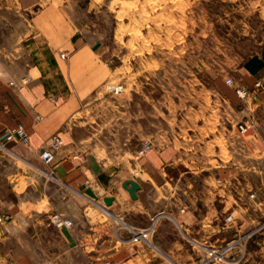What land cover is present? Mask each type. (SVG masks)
<instances>
[{
  "label": "crops",
  "instance_id": "crops-1",
  "mask_svg": "<svg viewBox=\"0 0 264 264\" xmlns=\"http://www.w3.org/2000/svg\"><path fill=\"white\" fill-rule=\"evenodd\" d=\"M98 1L88 0L90 8ZM79 5L0 0V135L18 124L28 135L25 145L1 147L0 264H192L198 243L219 245L262 223L264 45L235 74L255 97L241 100L228 77L175 84L167 76L159 86L158 61H147L148 70L141 59L111 117L100 114L107 105L97 93L113 70L100 44L93 49L97 42L78 34ZM244 122L252 125L241 132ZM54 134L64 144L47 166L39 152ZM112 136L119 151L111 149ZM145 140L150 148L138 156ZM127 179L140 185L136 199L122 186ZM93 186L111 204L84 192ZM54 211L72 227H54ZM228 214L232 224L224 226ZM151 222L148 242L129 239L128 227ZM237 254L224 264H264V231Z\"/></svg>",
  "mask_w": 264,
  "mask_h": 264
},
{
  "label": "rangeland",
  "instance_id": "rangeland-1",
  "mask_svg": "<svg viewBox=\"0 0 264 264\" xmlns=\"http://www.w3.org/2000/svg\"><path fill=\"white\" fill-rule=\"evenodd\" d=\"M79 2L78 34L87 44L100 42L97 52L113 70L97 93L107 105L100 114L111 117L118 113L114 104L121 94L108 92L105 84L126 80L129 88L141 59L148 70L147 61H158L153 68L159 86L166 85L167 76L175 84L190 79L212 84L226 77L242 83L235 77L239 62L264 45V0H124L122 5L99 0L92 8L88 0ZM11 142L4 147L11 149ZM108 142L119 151L116 136ZM0 152L6 155L1 147ZM93 190L95 203L104 204L103 190Z\"/></svg>",
  "mask_w": 264,
  "mask_h": 264
},
{
  "label": "built area",
  "instance_id": "built-area-1",
  "mask_svg": "<svg viewBox=\"0 0 264 264\" xmlns=\"http://www.w3.org/2000/svg\"><path fill=\"white\" fill-rule=\"evenodd\" d=\"M61 56L64 57V53H61ZM26 82H27V77H23L21 79V83L24 84ZM226 82L228 84H233L234 92L241 100H245L249 97H255L253 93L250 91V89L247 86H245L243 83L240 82L234 83L231 78H227ZM10 84L14 87L19 86V83H16L14 81H10ZM261 85H262V81L259 79L256 80V82L254 83V87L256 88H260ZM105 88L108 92L112 94H119L123 92L124 85L122 83L107 82L105 84ZM251 125L252 123H246V122L238 124L239 131L246 132ZM10 141H19L24 145L27 144L28 135L21 124H18L13 128L6 129L0 135L1 147H4V144ZM63 144H64L63 139L59 135L57 134L52 135L48 144L42 147L39 152V158L42 161V163L47 166L51 165L54 162L56 151H58L63 146ZM149 148H150V142L148 140H145L137 150L136 154L138 156H142L144 153H146L149 150ZM42 171L49 177H54L52 171H44V170ZM250 196H253V193H251ZM4 219L5 216H0V221ZM232 220L233 219L231 214L226 215L224 217V226L231 225ZM49 222L58 229L63 227L70 228L73 225L72 219L56 211L52 212L49 215ZM153 229H154L153 222L140 228L128 227L129 239L133 242H138V241L148 242L153 232ZM259 231H264V221L259 225H257L256 227L247 231H243L240 234L236 235L233 239L224 242L222 244L202 245L198 243V247H199L198 256L195 262L192 264L227 263L230 260L229 258L231 253L235 252L238 253L237 256L238 255L241 256L248 242ZM10 264H17V263L12 262ZM102 264H112V263L109 260H104Z\"/></svg>",
  "mask_w": 264,
  "mask_h": 264
},
{
  "label": "water",
  "instance_id": "water-1",
  "mask_svg": "<svg viewBox=\"0 0 264 264\" xmlns=\"http://www.w3.org/2000/svg\"><path fill=\"white\" fill-rule=\"evenodd\" d=\"M99 44H100L99 42L95 43L94 46H93V49L97 48L99 46ZM122 186H123L124 189L127 190L129 196L132 199H136L137 198V193L136 192H137V190L139 189V186H140L138 181H136L135 179H127V180H125L122 183ZM84 192L88 196H90V197H92L94 199L97 198V194L90 187L85 188ZM112 200H113L112 196H105L103 198V201H104V203L106 205L111 204Z\"/></svg>",
  "mask_w": 264,
  "mask_h": 264
},
{
  "label": "bare ground",
  "instance_id": "bare-ground-1",
  "mask_svg": "<svg viewBox=\"0 0 264 264\" xmlns=\"http://www.w3.org/2000/svg\"><path fill=\"white\" fill-rule=\"evenodd\" d=\"M0 147H1V145H0Z\"/></svg>",
  "mask_w": 264,
  "mask_h": 264
}]
</instances>
